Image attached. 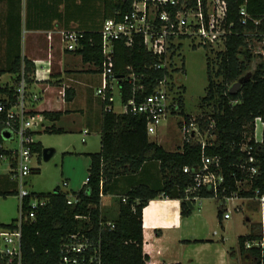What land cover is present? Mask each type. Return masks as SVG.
Returning a JSON list of instances; mask_svg holds the SVG:
<instances>
[{
  "label": "trees",
  "instance_id": "16d2710c",
  "mask_svg": "<svg viewBox=\"0 0 264 264\" xmlns=\"http://www.w3.org/2000/svg\"><path fill=\"white\" fill-rule=\"evenodd\" d=\"M132 1L101 0L103 19L120 20L130 11ZM241 8H244L246 16L240 14ZM226 23L231 25L232 34L224 40L223 48L218 49L214 57L207 54V86L201 99L204 111L194 118L198 131L206 137L204 149L202 150L198 140L192 138L190 142L183 140L179 151H165L156 142L149 141L144 117L115 113L113 110L105 111L104 104L101 103L100 149L96 153L86 154L90 164L87 180L82 188L77 192H63L60 187L48 194L32 192L38 198L47 199V204L36 211L33 220L22 222V264H61L63 240L85 226L83 222L75 220L76 215H88L92 218L94 235L98 233L99 221H110L115 225L114 229L101 232L102 264H146L148 256L143 252V208L150 200L163 195L179 200L181 214L189 215L191 210L183 195L184 189L192 184V178L183 173V168L197 166L202 153L220 157L226 178V195L238 191L236 183L243 179H247L251 188L247 191L240 189V197H252L257 188L262 191L264 142L257 143L254 139V121L260 118L264 122V59L260 53L254 55L252 49L255 44H259L260 49L264 50V0H227ZM81 34L80 46L73 53L81 56L84 64L95 66L94 72L100 73L103 61L100 34ZM203 45L210 49V53L213 52L210 44ZM256 57L259 61L251 71ZM157 61L155 56L146 51L140 40L135 41L131 47L124 46L122 42L114 43V75H126L129 70L142 74L144 95H149L163 77L162 69L152 68ZM22 65L24 78L30 86L35 72V65L31 60L17 57L9 72L16 76V80ZM235 83H240V87L230 92ZM9 85L0 84V93L8 92ZM178 90L179 95L175 99L178 102L177 113L188 124L191 118L184 115V87L180 85ZM64 94L65 102L69 103L75 92L66 88ZM130 96V87L123 85L120 92L121 103H125ZM64 113H36L51 123L43 132L53 135L66 133L55 125ZM243 146L255 147L254 156L259 160L258 173L255 175L248 172L252 164L248 163L247 153L241 150ZM42 150L40 143H35L32 147L34 154H40ZM2 153L4 152L0 150V155ZM154 165H157L160 177L158 180H146V170ZM38 172V168L32 170L33 174ZM126 180L133 183L125 191L119 185ZM70 194L79 196L80 202L68 205L67 197ZM100 194L112 197L113 205L117 208L114 218L110 217L109 209L102 207ZM9 195L17 196V184L9 175H5L0 177V196ZM202 195L208 197L204 191ZM122 198H126L125 202H122ZM27 203L28 198H25V212ZM255 205L258 207V203L255 202ZM222 214L223 210L218 205L219 219ZM16 221L17 219L8 224L0 223V230L14 228ZM261 241L263 248L245 247L246 243ZM236 253L246 264H264V233L260 223L253 224L248 234L238 236Z\"/></svg>",
  "mask_w": 264,
  "mask_h": 264
},
{
  "label": "built area",
  "instance_id": "2783aa9c",
  "mask_svg": "<svg viewBox=\"0 0 264 264\" xmlns=\"http://www.w3.org/2000/svg\"><path fill=\"white\" fill-rule=\"evenodd\" d=\"M227 0H133L131 9L120 20L105 19L99 31L103 61L100 71V86L95 95L104 104L105 111L113 110V92L119 96L123 85L130 87V98L121 103L122 112L133 116H142L146 119L147 132L156 133V129L169 116L178 114V86L181 84V68L176 66V59H180V50L183 43L189 42L192 47L200 44H223L232 34L231 25L226 23ZM240 14L246 16L244 8ZM82 32L68 31L62 34V42L66 51L73 52L80 46ZM140 40L148 53L157 58L152 66L164 71L163 77L156 83L149 95H144L145 85L143 75L129 70L122 76H115L114 43L122 42L131 47ZM223 46V45H222ZM264 57V50H261ZM178 82V83H176ZM63 98L64 92L60 94ZM38 102V95L29 90L23 75V65L18 78L9 85V91L0 93V163L8 162V172L11 180L17 184V198L19 200L18 214L15 227L0 230V264H22L21 225L23 221L33 220L35 213L47 204V199L38 198L30 192L25 180L32 174L31 162L35 155L32 151L34 132L42 126L44 118L34 114L30 107ZM186 124L182 122L183 140L190 142L192 138L201 143L202 150L206 146V137L203 136L194 123V119ZM263 122L260 118L254 121L255 128ZM8 134V137L6 135ZM213 139V136H211ZM17 146H9V144ZM211 143H209L210 145ZM241 150L247 153L250 175L258 173L259 160L254 156V146H243ZM243 169V167H242ZM183 173L192 178V184L184 189L183 199L189 204L200 205L205 199H214L223 210L222 218H230L232 210H239L235 204L231 209L228 202L240 200L243 203L256 202L260 213L262 233H264V185L262 191L254 190L252 197H240V189L249 190L247 179L236 183L238 191L226 195L225 174L221 159L218 156L201 154L200 163L193 167H184ZM66 187V182L63 183ZM203 191L207 198L202 195ZM28 198L26 211L24 199ZM102 200L106 198L100 194ZM125 202L126 198L121 199ZM80 202L79 196L70 194L67 197L68 205ZM75 220L84 223L82 229L70 234L61 245V264H102L101 260V232L105 229H114L110 221H99L98 233L94 235L92 218L88 215H76ZM263 241L249 242L246 248L260 246Z\"/></svg>",
  "mask_w": 264,
  "mask_h": 264
},
{
  "label": "crops",
  "instance_id": "0c3cea01",
  "mask_svg": "<svg viewBox=\"0 0 264 264\" xmlns=\"http://www.w3.org/2000/svg\"><path fill=\"white\" fill-rule=\"evenodd\" d=\"M103 15L101 0H0V84H10L15 79L16 76L9 71L17 57L31 60L35 72L29 90L38 95V102L31 104V111L35 114L44 111L66 112L59 122H68L66 119L71 110L67 106L79 100L88 101L89 98L83 97L88 89L87 77H100V73L94 72L95 66L84 64L81 56L66 51L62 34L68 31L99 33ZM99 86H96V90ZM66 88L75 92L69 103L60 95ZM99 103L101 105L100 100ZM47 123L44 120L38 130L44 131L51 126L45 125ZM57 128L68 132L63 126ZM92 129L87 126L82 133L87 135ZM254 139L257 143L264 142V122L255 128ZM90 153L96 152L87 151L84 155ZM159 177L157 165L148 168L144 174L146 180H158ZM132 183L126 180L119 186L126 191ZM66 184L68 186V182ZM190 205L191 213L183 216L179 200L159 195L143 208V252L148 256L146 264H234L238 257V237L232 238L230 243V218H218L217 203L206 205L202 201L200 205ZM246 205L254 204L248 202ZM4 216L0 212L1 224L14 220L7 216V219H3ZM250 224L253 222L247 226L249 230Z\"/></svg>",
  "mask_w": 264,
  "mask_h": 264
},
{
  "label": "rangeland",
  "instance_id": "374dc122",
  "mask_svg": "<svg viewBox=\"0 0 264 264\" xmlns=\"http://www.w3.org/2000/svg\"><path fill=\"white\" fill-rule=\"evenodd\" d=\"M210 45L213 48L212 53L203 44L198 43L197 47H192L189 42H185L180 50V59H176V66L183 67L180 84L184 87L182 93L184 115H189L191 119L196 118L204 111V108H201V99L205 95L207 86V54L214 57V53L223 48L219 42ZM252 52L254 55L258 53L261 55L260 45L255 44ZM262 58L264 59V57ZM258 61L257 57L253 59L251 71ZM87 78L89 82L88 89H86L87 92L83 97L85 96L89 100H79L75 101L74 105H68L67 109L71 110L69 111L71 114L66 120L69 121L55 124L56 126H63L68 132L53 135L46 134L40 129L38 130L40 133L34 134L35 143H40L43 149H53L54 153L47 161H44L42 153L33 156L31 166L33 169L38 168L39 172L30 174L25 180L26 188L30 192L48 194L57 187H60L63 192H77L85 184L90 159L84 153L87 151L98 152L100 149V114L102 110L99 103L100 99L94 95L96 86L100 85V77L89 75ZM113 98V111L115 113L122 112L120 96L117 91L113 92ZM206 110L209 111V109ZM184 120V117L180 114L167 117L158 126L155 134L148 133L150 141L163 146L167 151H179L183 144L182 122ZM48 124L51 123L45 125ZM87 126H91L93 129L89 134L84 135L82 131ZM9 146L16 147L17 145L13 143ZM8 168L7 161L0 163V177L7 174ZM65 181L68 182L67 187L63 186ZM113 202L111 198L104 199L105 210L109 209L110 217L114 218L117 215V208L116 205H112ZM215 203L216 201L211 198L204 200L206 205ZM235 204L239 205L240 209L232 210L230 213L232 226L229 233L230 243L232 238L236 239V236L250 232L247 227L249 223H260V213L254 202L253 206L247 207L246 203L242 204L240 200H236L233 203L228 202L227 207L231 209ZM249 204H251L250 201ZM18 206L17 196H0V212L6 215L7 218L18 219ZM6 216L3 219H7ZM253 224H250V227ZM234 264H246V262L238 256Z\"/></svg>",
  "mask_w": 264,
  "mask_h": 264
},
{
  "label": "water",
  "instance_id": "95a60500",
  "mask_svg": "<svg viewBox=\"0 0 264 264\" xmlns=\"http://www.w3.org/2000/svg\"><path fill=\"white\" fill-rule=\"evenodd\" d=\"M240 87V83H235L231 88H230V92H234L235 90H237ZM6 137H8V134L6 135ZM54 151L53 149H43L42 150V156L44 161H47L52 155H53ZM189 206H191L188 203Z\"/></svg>",
  "mask_w": 264,
  "mask_h": 264
}]
</instances>
